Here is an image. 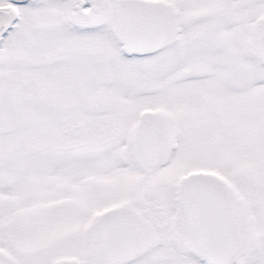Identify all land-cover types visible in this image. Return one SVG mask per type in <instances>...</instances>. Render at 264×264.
Segmentation results:
<instances>
[{"label":"snow or ice","instance_id":"6c2138e0","mask_svg":"<svg viewBox=\"0 0 264 264\" xmlns=\"http://www.w3.org/2000/svg\"><path fill=\"white\" fill-rule=\"evenodd\" d=\"M0 264H264V0H0Z\"/></svg>","mask_w":264,"mask_h":264}]
</instances>
